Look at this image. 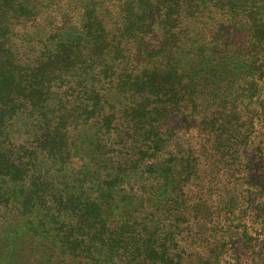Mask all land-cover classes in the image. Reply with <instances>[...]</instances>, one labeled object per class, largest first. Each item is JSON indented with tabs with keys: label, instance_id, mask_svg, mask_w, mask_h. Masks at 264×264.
I'll return each instance as SVG.
<instances>
[{
	"label": "rangeland",
	"instance_id": "374dc122",
	"mask_svg": "<svg viewBox=\"0 0 264 264\" xmlns=\"http://www.w3.org/2000/svg\"><path fill=\"white\" fill-rule=\"evenodd\" d=\"M97 1L109 27L117 29L119 11L127 0H20L9 30L18 61L32 64L46 45L52 50L57 40H75L84 11ZM143 2V12L131 18L126 32L146 25L148 16L156 27L155 38H160L157 23L164 11L148 13ZM237 7L231 24L238 26L231 25L230 32L242 36L250 25H241L240 30L239 19L246 22L249 12ZM212 8V13L205 10L194 17L189 15L191 9L182 6L179 26L189 23L209 39L215 35L211 15L223 13ZM147 38L154 41L150 35ZM136 55L134 59L139 58ZM80 71L75 69L67 77L84 86V70ZM94 77L89 75L87 81ZM114 88L100 92L101 102L104 111L121 114L137 97ZM79 89V94L88 92ZM187 89L181 91L183 98L176 106L151 110L152 103L136 120L115 119L112 127L103 126L98 109L87 119L72 111L75 116H66L69 151L54 146V135L63 133L55 134L54 126L61 120L51 107L47 123L30 110L6 116L0 126V264H90L89 258L91 264H130L127 245L108 231L99 234V226L89 222V216L101 203H107L103 211H111L112 202L140 199L154 216L146 249L151 264L157 258L150 249L157 246L156 226L167 253L164 262L155 264H204L209 258H220L218 264H264V178L260 176L264 174V102L263 106L258 102L262 94L239 89L223 92L219 100L216 91L200 89L193 102L192 90ZM44 132L47 136H42ZM9 178L19 180L16 201L6 187ZM30 192L29 202L25 196ZM166 196L178 197L181 204L174 209L164 206Z\"/></svg>",
	"mask_w": 264,
	"mask_h": 264
},
{
	"label": "trees",
	"instance_id": "16d2710c",
	"mask_svg": "<svg viewBox=\"0 0 264 264\" xmlns=\"http://www.w3.org/2000/svg\"><path fill=\"white\" fill-rule=\"evenodd\" d=\"M141 1L143 2L127 0L122 4L117 29L110 28L107 24L105 16L99 10V1L92 2L86 13L84 11L81 29L75 40H57L54 49L49 50L45 46L43 55L38 56L36 62L22 64L18 61V48L9 34L20 0H0V126L6 116L12 118L20 109L37 113L44 120L42 123L50 122L46 113L51 107L57 121L61 120L54 126L55 134L56 131L63 133L62 137L54 135V146L58 151H69V122L66 116H75L72 111H78L87 119L89 113L98 109L103 126L112 127L111 124L116 120L129 117L132 121L136 120L152 103L154 107L151 110L166 111L168 106H176L183 98L181 91L189 92L188 87L192 90L188 94L193 102L203 89L216 91L219 100L223 92L230 94L232 90L243 89L248 93H261L258 102L263 104L264 0H144L143 6L148 9V13L162 9L164 11L163 20L157 23L160 38H155L156 27L151 25L149 19L152 18L148 16L143 22L146 25L142 24L141 27L131 28V32H126V24L133 21L131 18L143 12ZM238 5L243 6V10L247 8L249 12L246 22L239 19L240 30L241 25H250L242 36L230 32L231 25L238 26L234 22L231 24L235 18L233 12ZM182 6L191 9L189 15L194 17L205 10L212 13V7L222 10L223 13L216 14L215 18L211 15L215 35L207 39L190 27L189 23L185 28L180 27V22H183L180 17ZM124 7L126 10L122 12ZM149 35L154 39L153 42H149ZM131 40L142 45L135 46ZM142 47L144 50H140ZM134 55L139 58L134 59ZM75 69L81 70L80 74L84 70V86L77 79L67 77ZM90 69L92 71L89 72ZM89 75H95L91 83L87 81ZM79 87H85L88 92L79 94ZM113 87L121 94L127 92L126 95L130 98L137 97L121 114L114 110L104 111V104L101 102L100 92ZM78 102L83 103V106ZM105 102L108 103L107 98ZM118 106L119 103L114 104V107ZM135 106L139 108L135 109ZM163 118H166V113L161 116ZM52 121L55 122L54 119ZM42 136L47 135L44 132ZM18 163L22 162L19 160ZM17 166L20 167V164ZM11 175L13 177L15 174ZM170 176L171 174L168 175ZM260 176L264 178V174ZM5 181L16 201L19 198L17 193L20 195L21 192V187L17 185L19 180L9 178ZM6 193L7 191L4 192L5 195ZM25 198L30 202L33 192L28 193ZM177 203L181 204L178 197L166 196L163 205L170 204L174 209ZM106 204H100L97 212L89 216V222L99 226V234L108 231L127 245L130 264H151L146 249L149 250L147 237L153 233L154 216L144 208V200H137V203L136 200L112 202V210L103 211ZM26 205L33 206L30 203ZM186 205L185 207H190L192 204ZM175 215L173 217L178 219ZM155 229L159 232L157 246L152 245L150 248L157 255L154 264L157 260L164 262L167 253L164 251L161 231L157 226ZM120 231H124V234H120ZM219 260L220 258H209L204 264H218ZM91 261L89 258L90 264Z\"/></svg>",
	"mask_w": 264,
	"mask_h": 264
}]
</instances>
